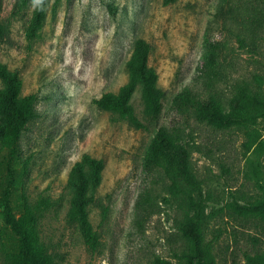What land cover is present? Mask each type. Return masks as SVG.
Instances as JSON below:
<instances>
[{"label":"rangeland","instance_id":"1","mask_svg":"<svg viewBox=\"0 0 264 264\" xmlns=\"http://www.w3.org/2000/svg\"><path fill=\"white\" fill-rule=\"evenodd\" d=\"M14 2L0 0V22L10 18ZM39 2L11 17L8 34L0 36V62L18 73L22 95L36 96V115L13 155L0 133V264L13 242L3 216L7 188L17 214L22 196L51 199L40 234L59 264H152L157 255L175 262L188 245L179 229L185 207L146 165L163 126L180 128L191 149L217 263L258 264L249 256L264 250V221L236 216L225 205L233 194L257 196L264 151L248 148L247 129L199 121L177 98L186 86L225 102L241 85L264 92V0H51L40 37L30 40ZM140 37L152 45L150 63L165 92L160 119L149 129L94 102L129 81L127 62ZM211 49L216 60L209 68ZM132 103L145 118L141 85ZM256 127L264 140V122ZM84 154L103 161L98 199L89 208L100 235L96 250L85 242L73 209L71 172Z\"/></svg>","mask_w":264,"mask_h":264},{"label":"trees","instance_id":"2","mask_svg":"<svg viewBox=\"0 0 264 264\" xmlns=\"http://www.w3.org/2000/svg\"><path fill=\"white\" fill-rule=\"evenodd\" d=\"M176 0H164L165 4ZM32 0H15L10 18L24 14ZM51 0H40L34 13L28 38L40 37L47 8ZM10 18L0 22V36L10 30ZM212 47V46H211ZM152 45L144 38L133 43L132 54L127 62L129 81L118 92L107 91L94 98L102 109L118 113L139 129H149L157 124L165 99V92L158 83V72L150 63ZM215 50H210L205 65L210 68L215 63ZM0 78L5 87L0 89V119L4 125L0 128L2 137L12 145L11 153L18 147V141L35 117V94H21V78L18 73L0 62ZM142 86V100L145 118L136 112L132 98L137 86ZM181 106L190 110L193 116L215 128L239 126L247 129L251 138L248 148L256 144L255 153L264 151V140L257 135L256 125L264 122V92L249 85H241L231 98L225 102L220 97L210 95L203 98L192 87L178 93ZM185 134L176 126L160 127L146 154L149 169L158 170L167 182L168 193L182 200L185 216L179 229L188 241L187 247L176 255L175 262L157 255L152 264H218L212 251V243L206 239V224L209 217L207 204L201 196L202 184L192 166V154ZM103 161L89 154L75 163L70 183L74 189L73 209L78 217L82 235L90 249L100 245V235L90 219L89 208L97 202V191L102 180ZM261 172V170L258 169ZM257 196L254 198L237 197L229 201L225 208L236 216L258 218L264 221V176L258 179ZM7 188L3 199V216L13 242L6 251V264H59L41 238L40 220L52 205L48 196H39L35 201L22 196L23 210L17 214ZM106 213L104 212L103 215ZM250 262L264 264V250L249 256Z\"/></svg>","mask_w":264,"mask_h":264}]
</instances>
